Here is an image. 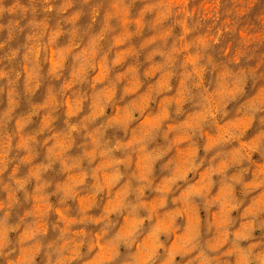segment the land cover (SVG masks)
I'll list each match as a JSON object with an SVG mask.
<instances>
[{
	"label": "clouds",
	"instance_id": "clouds-1",
	"mask_svg": "<svg viewBox=\"0 0 264 264\" xmlns=\"http://www.w3.org/2000/svg\"><path fill=\"white\" fill-rule=\"evenodd\" d=\"M0 264H264V0H0Z\"/></svg>",
	"mask_w": 264,
	"mask_h": 264
}]
</instances>
